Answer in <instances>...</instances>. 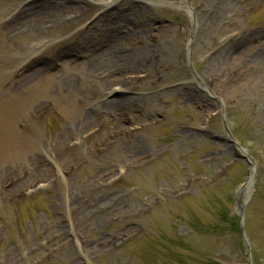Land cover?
Here are the masks:
<instances>
[{
	"label": "rangeland",
	"instance_id": "374dc122",
	"mask_svg": "<svg viewBox=\"0 0 264 264\" xmlns=\"http://www.w3.org/2000/svg\"><path fill=\"white\" fill-rule=\"evenodd\" d=\"M0 264H264V0H0Z\"/></svg>",
	"mask_w": 264,
	"mask_h": 264
},
{
	"label": "water",
	"instance_id": "95a60500",
	"mask_svg": "<svg viewBox=\"0 0 264 264\" xmlns=\"http://www.w3.org/2000/svg\"><path fill=\"white\" fill-rule=\"evenodd\" d=\"M224 130H225V132L228 134V136H229V137H231V135H230V133H229L228 129H227V128H225ZM241 231H242V228H241Z\"/></svg>",
	"mask_w": 264,
	"mask_h": 264
},
{
	"label": "bare ground",
	"instance_id": "6f19581e",
	"mask_svg": "<svg viewBox=\"0 0 264 264\" xmlns=\"http://www.w3.org/2000/svg\"><path fill=\"white\" fill-rule=\"evenodd\" d=\"M249 179H250V176L247 177V180H249Z\"/></svg>",
	"mask_w": 264,
	"mask_h": 264
}]
</instances>
